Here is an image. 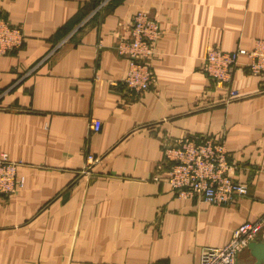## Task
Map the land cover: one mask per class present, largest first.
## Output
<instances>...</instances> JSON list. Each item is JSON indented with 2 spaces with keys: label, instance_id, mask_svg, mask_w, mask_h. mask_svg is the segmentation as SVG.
<instances>
[{
  "label": "crops",
  "instance_id": "crops-1",
  "mask_svg": "<svg viewBox=\"0 0 264 264\" xmlns=\"http://www.w3.org/2000/svg\"><path fill=\"white\" fill-rule=\"evenodd\" d=\"M141 10L161 35L155 85L136 96L117 45ZM0 16L25 36L0 56V158L25 178L0 195V264H199L264 216V74L241 57L230 84L241 98L220 104L228 91L204 60L264 40V0H0ZM187 136H223L248 187L237 204L178 197L163 171L153 179L163 142ZM240 259L255 264L249 250Z\"/></svg>",
  "mask_w": 264,
  "mask_h": 264
},
{
  "label": "built area",
  "instance_id": "built-area-1",
  "mask_svg": "<svg viewBox=\"0 0 264 264\" xmlns=\"http://www.w3.org/2000/svg\"><path fill=\"white\" fill-rule=\"evenodd\" d=\"M130 38L121 40L117 53L128 59L124 84L131 94L142 96L155 85L150 61L157 54L161 35L159 22L148 12L138 11L131 17ZM23 30L0 16V56L18 53L24 46ZM241 57H247L250 74H264V40H258L252 50L239 48L224 52L211 47L205 53V72L210 80L228 91L227 97L217 103L227 104L241 98L239 91L231 89L232 72ZM89 128L99 132L101 122L91 120ZM163 161L153 178L160 182V171L165 172V182L178 197H197L211 205L230 206L248 194V187L235 177L237 166L232 161L224 138L187 136L163 142ZM89 159H93L89 157ZM20 162L7 156L0 158V195L11 196L24 187L25 178L18 174ZM162 169V170H161ZM264 241V216L237 228L230 242L221 248H207L199 264H245L240 255L248 250L251 242Z\"/></svg>",
  "mask_w": 264,
  "mask_h": 264
},
{
  "label": "water",
  "instance_id": "water-1",
  "mask_svg": "<svg viewBox=\"0 0 264 264\" xmlns=\"http://www.w3.org/2000/svg\"><path fill=\"white\" fill-rule=\"evenodd\" d=\"M255 259V264H264V241L251 242L248 246Z\"/></svg>",
  "mask_w": 264,
  "mask_h": 264
}]
</instances>
